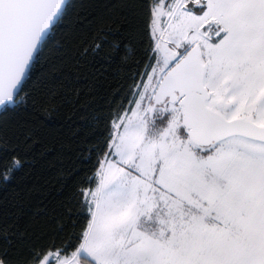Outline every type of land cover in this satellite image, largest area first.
<instances>
[{
    "label": "snow or ice",
    "instance_id": "obj_1",
    "mask_svg": "<svg viewBox=\"0 0 264 264\" xmlns=\"http://www.w3.org/2000/svg\"><path fill=\"white\" fill-rule=\"evenodd\" d=\"M63 5L0 0L4 109L22 102ZM149 17L155 66L81 190L79 242L27 264H264V0H151Z\"/></svg>",
    "mask_w": 264,
    "mask_h": 264
},
{
    "label": "trees",
    "instance_id": "obj_2",
    "mask_svg": "<svg viewBox=\"0 0 264 264\" xmlns=\"http://www.w3.org/2000/svg\"><path fill=\"white\" fill-rule=\"evenodd\" d=\"M151 0H71L20 93L0 112V259L71 252L88 222L115 115L133 104L155 39ZM19 162L12 168V161ZM7 176V179L4 177ZM95 178L93 182L90 180Z\"/></svg>",
    "mask_w": 264,
    "mask_h": 264
},
{
    "label": "rangeland",
    "instance_id": "obj_3",
    "mask_svg": "<svg viewBox=\"0 0 264 264\" xmlns=\"http://www.w3.org/2000/svg\"><path fill=\"white\" fill-rule=\"evenodd\" d=\"M153 66H155V62H154V64H153ZM148 75H151V69H150V71H149V73H148ZM145 83H147V78L145 79V81L139 86V88L137 89V92L138 91H143V88H142V85L143 84H145ZM135 99H138V97H135ZM146 103V102H145ZM135 107V105H132V107L131 108H134ZM131 113L130 112H128V115H130ZM105 159V158H104ZM104 159H103V161H104ZM102 161V162H103ZM99 178V177H98Z\"/></svg>",
    "mask_w": 264,
    "mask_h": 264
},
{
    "label": "water",
    "instance_id": "obj_4",
    "mask_svg": "<svg viewBox=\"0 0 264 264\" xmlns=\"http://www.w3.org/2000/svg\"><path fill=\"white\" fill-rule=\"evenodd\" d=\"M71 0H64V5H63V7H64V12L66 11V8H67V6H68V4H69V2H70ZM64 14V13H63ZM63 16V15H62ZM62 16H61V18H62ZM34 66V65H33ZM33 68V67H32ZM32 70V69H31ZM31 73V72H30ZM27 81V80H26ZM25 84V83H24ZM24 87V86H23ZM22 92V91H21ZM20 92V93H21ZM20 95V94H19ZM4 108H3V106L2 105H0V112L3 110Z\"/></svg>",
    "mask_w": 264,
    "mask_h": 264
}]
</instances>
